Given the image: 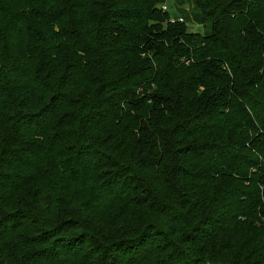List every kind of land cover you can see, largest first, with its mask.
I'll return each instance as SVG.
<instances>
[{
  "label": "trees",
  "instance_id": "obj_1",
  "mask_svg": "<svg viewBox=\"0 0 264 264\" xmlns=\"http://www.w3.org/2000/svg\"><path fill=\"white\" fill-rule=\"evenodd\" d=\"M167 2L0 0V264H264V0Z\"/></svg>",
  "mask_w": 264,
  "mask_h": 264
},
{
  "label": "rangeland",
  "instance_id": "obj_2",
  "mask_svg": "<svg viewBox=\"0 0 264 264\" xmlns=\"http://www.w3.org/2000/svg\"><path fill=\"white\" fill-rule=\"evenodd\" d=\"M187 1L189 0H168V2L165 4L166 10L171 17H180L181 15L185 17H191V15L196 14L197 11H195L192 6L189 7L187 5ZM186 28L188 32H202V26L195 24L191 20L186 23Z\"/></svg>",
  "mask_w": 264,
  "mask_h": 264
},
{
  "label": "built area",
  "instance_id": "obj_3",
  "mask_svg": "<svg viewBox=\"0 0 264 264\" xmlns=\"http://www.w3.org/2000/svg\"><path fill=\"white\" fill-rule=\"evenodd\" d=\"M162 10H164V11H165V10H166V6H163V7H162ZM178 21H182V20H181V19H179Z\"/></svg>",
  "mask_w": 264,
  "mask_h": 264
}]
</instances>
